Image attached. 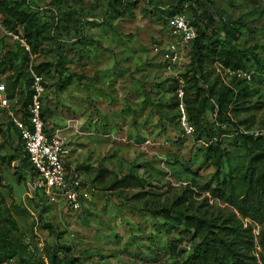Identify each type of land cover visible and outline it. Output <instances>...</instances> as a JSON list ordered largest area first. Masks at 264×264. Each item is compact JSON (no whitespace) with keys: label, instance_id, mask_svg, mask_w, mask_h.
I'll list each match as a JSON object with an SVG mask.
<instances>
[{"label":"rangeland","instance_id":"rangeland-1","mask_svg":"<svg viewBox=\"0 0 264 264\" xmlns=\"http://www.w3.org/2000/svg\"><path fill=\"white\" fill-rule=\"evenodd\" d=\"M23 1L17 7L0 0V62L14 65L19 85L31 65L43 67L44 117L64 130L68 168L91 189L79 210L54 195H30L22 145L6 126L19 97L0 106V201L10 206L30 253L58 250L63 264H179L203 239L196 218L235 217L253 227L254 254L264 264L263 212L253 219L230 203L240 201L231 184L243 177L253 151L264 148V0ZM19 15L27 20L19 22ZM176 15L190 22L206 17L216 30L196 70L206 108L189 119L192 134L179 121L174 75L163 62ZM221 48L238 51L240 69L256 72L251 81L232 77L218 59ZM189 50L179 69L188 78L195 67ZM225 86L234 94L221 104ZM197 106L187 105L188 115ZM125 176L134 183L113 187ZM240 206L245 213L257 208Z\"/></svg>","mask_w":264,"mask_h":264},{"label":"trees","instance_id":"trees-1","mask_svg":"<svg viewBox=\"0 0 264 264\" xmlns=\"http://www.w3.org/2000/svg\"><path fill=\"white\" fill-rule=\"evenodd\" d=\"M24 3L23 0H13V5L20 7ZM264 17V7L261 9L260 17ZM27 16L23 17L22 15L18 16L19 22H24ZM173 17V16H171ZM206 17H197L192 20V24L196 28L197 35L190 45V50L188 56L190 61L188 64L194 65V71L192 76L188 78L186 73L180 75L184 82L183 92L186 99L184 103L186 112L188 107L187 105H193L198 103L197 108H195V115L192 116V112H187L188 119L195 118L200 116L202 111L206 108L205 99L202 97L203 92L206 90L202 85L198 83V79L202 76L200 73L199 77H196L197 71L202 70L203 57L206 54H203L202 50L204 49V44L213 36L216 30L208 29V20ZM209 19V18H208ZM234 29L238 28L235 22L232 23ZM239 26V25H238ZM262 28L263 24H262ZM210 31V32H209ZM227 31V30H226ZM237 50L233 48H221L219 52L218 59L224 63L225 66L232 69H240L237 62ZM255 57V56H254ZM12 67L6 62H0V83L2 82V76H4L3 82L5 83V93L9 99L15 98L18 96L19 99L16 100L18 110L21 111L23 117L26 119V107L30 103L32 97V72L38 75L43 76V67L40 65L29 67L27 73V78L25 79L23 85H19V77L12 76ZM259 68L263 69L262 65H259ZM250 70V69H249ZM252 70V69H251ZM254 75L256 72L253 70ZM264 72V71H263ZM14 77V78H13ZM252 77V78H253ZM173 90L176 94V89L178 87L177 80L173 77ZM187 80V81H186ZM240 82V81H238ZM43 84V83H42ZM67 81L65 85H68ZM215 84V83H214ZM214 84L210 87L212 91ZM194 88L193 92L188 91V89ZM241 90V89H240ZM24 94V95H23ZM229 94H234V91L231 87L225 86L223 97L220 100V103H226V96ZM23 95V96H22ZM184 102V101H183ZM15 105L12 107L14 108ZM42 116L44 117V109H42ZM45 119V117H44ZM6 126L10 127L13 133L17 136L18 140L22 145V151L25 155L29 167V174H34L33 167L29 161L28 155L24 151L23 144L19 138L18 131L13 127L12 123L6 117ZM46 120V119H45ZM47 121V120H46ZM245 137L250 138V135ZM261 138V137H257ZM134 183V177L125 176L122 179L115 181L113 187H125L130 186ZM231 184V183H230ZM233 187L238 188L237 199L240 198V201L250 202L256 205V210L252 213H245L242 211L240 206V201L236 202L234 199H230L232 205L237 206L239 210L244 215H249L253 219L257 218L255 214H264V148L259 147L256 151H253L251 155L247 170L245 171L243 177L238 181V183L231 184ZM171 209V208H170ZM166 210V208H165ZM172 210V209H171ZM261 216H264L262 215ZM226 220L218 223L212 219H195V225L201 230H205L202 241L197 245L194 252L191 253L182 263L179 264H258L257 257L255 253V236L253 233V227L248 225L243 227L241 220L236 219L225 222ZM206 230H210V234L206 233ZM18 231V223L11 211L10 206H8L5 201L1 198L0 201V264H11V261H16L19 263H28V264H46L42 256L34 257L27 245L22 241V239L16 235ZM258 245L264 253V231H262L258 237ZM260 258L264 263V255L260 253ZM47 264H63L62 258L57 251H52L46 257Z\"/></svg>","mask_w":264,"mask_h":264},{"label":"built area","instance_id":"built-area-1","mask_svg":"<svg viewBox=\"0 0 264 264\" xmlns=\"http://www.w3.org/2000/svg\"><path fill=\"white\" fill-rule=\"evenodd\" d=\"M263 27H264V17ZM173 41L169 42L163 53L164 69L173 73L178 82L176 95L179 103L177 105L179 121L187 134L194 132V127L188 119V115L183 102L184 82L179 75L182 66L183 53L195 39L196 28L188 19L181 15L173 16L169 20ZM232 77L251 81L253 70L228 68ZM33 91L30 103L26 107V119L23 117L19 106H15L7 111V119L18 131L19 138L23 144L24 151L28 155L33 167L34 174H29L28 185L30 195L41 193L50 197L51 195L60 197L64 203L72 210H79L91 199V189L83 185L78 173L68 168L71 155V147L66 137L61 132V127L48 125L42 116V92L43 77L32 72ZM5 84L0 83L1 107H10V99L5 93ZM149 143V140L147 141ZM31 196V197H32ZM47 264L46 257L42 255ZM11 264H28L11 261Z\"/></svg>","mask_w":264,"mask_h":264},{"label":"crops","instance_id":"crops-1","mask_svg":"<svg viewBox=\"0 0 264 264\" xmlns=\"http://www.w3.org/2000/svg\"><path fill=\"white\" fill-rule=\"evenodd\" d=\"M47 123H48V122H47ZM48 125L52 126V125L49 124V123H48ZM61 134H62L64 137H66V139H67V136L65 135L64 130H62ZM68 165H69V162H68Z\"/></svg>","mask_w":264,"mask_h":264}]
</instances>
